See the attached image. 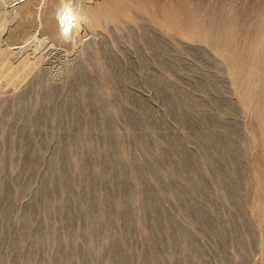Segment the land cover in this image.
<instances>
[{
	"label": "bare ground",
	"instance_id": "6f19581e",
	"mask_svg": "<svg viewBox=\"0 0 264 264\" xmlns=\"http://www.w3.org/2000/svg\"><path fill=\"white\" fill-rule=\"evenodd\" d=\"M11 1H20V0H0V5L3 4L4 2H11ZM168 1L167 0H25L21 3H19L14 8V11L12 14L13 18H14V20H13L14 23L11 25V27L14 28V30L21 27V29H20L21 33L18 32L19 30L17 31L18 33L13 32L14 30H12V31L10 30L11 32L10 31L6 32L5 33L6 36H5V34L3 32L4 30L1 28V26L5 24V21L2 19V21L4 22V23H2V21L0 20L2 23L0 25V28L2 29V30L0 29V40H3V38H5L8 41V44H5V48L0 49V60H1V56L3 58L2 53L5 55H8V57H10L13 54L16 55V54H19L21 51H23V49L26 47V45L25 44L21 45L22 42L14 43V41H16L18 38H22L23 40L31 39L30 33H31L32 26L37 28L38 30H40L44 35H46V37H48V39L52 43L54 42L55 44L59 45L64 50L69 49V51L73 50V49H71L72 47L75 46V45L73 46V44L80 43L79 44V46H80L82 44L81 43L82 38L86 34L89 35V33L95 34L98 31V32L104 34L105 37H107L109 40L108 34H112L114 37L115 35H118V33L122 30L128 29L129 32L130 31L132 32L133 30L138 32L137 27H143L146 32H148V30H150V31L152 30L151 32H153V30L158 31L157 34L159 35L161 33V35H160L161 37H162V34H164V32L168 33L167 36L169 35V32H170L173 35V38H175V40H177V42L180 45H182V47L184 46L186 49H188V48L195 49V50H197V52L202 53V54L203 53L206 54L207 52L211 53V54H209V56L212 55L214 59L218 57L217 59L220 60V63L223 67V70L221 68H219V69L221 71H223L224 74L226 75V78L224 80V82H225L224 88H225V91L228 93L229 96L226 95V97H228V98H226L223 94V98L224 97L226 98V100H225V114L226 115L228 114V116H230V117L226 118V116H225V118L222 117V119H221V116L217 115L216 118L218 117V119L212 118V120H211L212 125L215 126V125L220 124L219 128H221V126H222L226 132H225V134H223V133L217 134V132L214 131V132H209V133L205 134V136L201 133L204 136L202 139H204L205 143H207L206 147L209 146L210 148L215 150V152L218 156V157H215V159L217 158L216 160L218 162V163L217 162L215 163L216 164L215 172L217 173L215 175H217V180H218L217 186L221 187L222 190L224 191V193H222L223 195H220V197L222 199H224V201L226 200L225 202H227V201L230 202L235 207V209L237 208L238 210H240L241 212H238V213L241 214V216L243 217L244 222H245V225H244V227H246L245 228V236H244L245 238L241 237L240 234L238 233L239 236H237V235H236L237 237L235 236L236 241L233 239L236 242V246L238 249V250L237 249L236 250L239 251L240 255H242V254L245 255L244 251H245L246 243L252 241V243L255 244V248H256L257 253H258V256H257L258 258L255 259V260L258 259L257 264H264V3L259 7L257 12L255 13V17H253L254 16V14H253V16L251 18L252 20L251 21L247 20L249 22L248 26L249 25L252 26L250 28L251 29L254 28L253 29L254 31L250 29V31H253V33L249 37H247L249 34L248 35L244 34V35H247L246 36L247 39L244 38L245 40L241 44L238 40H236V36H237V34H239L238 33L239 26L242 24L239 21H237L238 20L237 17L240 16V14H241L240 12H238L239 10L237 11V8H238L237 6L239 5L242 8V10H241L242 14L245 11H244V8L240 5L239 1H238L239 4H237V0H227L226 2H224L221 5L217 6V4H216V7L213 6L215 4V1L214 2L212 1L214 4L211 3V8L210 9L208 8L209 10L205 9L209 6V4L208 5L206 4L207 7L205 6V8L201 7V8H203L202 12L205 10H208L206 15L201 12V10L199 8L200 6L198 7L197 6L198 4L197 5L195 4V3H197L196 1L173 0L174 3H173V1L172 2L170 1L171 3L170 2L168 3ZM220 1H221V3L223 2L222 0H220ZM244 1H246V0H244ZM217 2H219V1L217 0ZM218 4H220V3H218ZM208 13H211V14H208ZM241 26H244V24ZM3 28H4V26H3ZM135 28L137 30H135ZM240 29H242V27H240ZM144 30H143V32H144ZM125 31H122V32L124 33ZM250 31H248V32H250ZM146 32H145V34H146ZM153 33H155V32H153ZM241 33L242 32L240 31V34ZM138 34H139V32H138ZM157 34L155 33V35H157ZM240 34H239V36H240ZM161 37H159V38H161ZM90 38H91V35H90ZM156 38H158V37H156ZM171 38L172 37H170L169 38L170 40L168 39L169 41H166V42H170L172 40L173 43L176 44L174 42V40ZM239 38H241V37H239ZM165 39H166V37H165ZM91 40H92V38H91ZM151 40L154 41V39H151ZM151 40H150V42H152ZM241 40H243V39L241 38ZM157 41H159V40H157ZM237 41L241 45L236 43ZM73 42H76V43H73ZM161 42H163V41H161ZM92 43H94V42H92ZM110 43H111V41H110ZM203 44H207L210 48H206ZM236 44L238 46H236ZM3 46H4V44H3ZM83 46H87V45L84 44ZM92 46H94V48L96 47L94 44L91 45V47L90 46H87V47H90L91 49H93ZM112 46H113V44H112ZM121 47H122V45H121ZM128 47H130V46H128ZM162 47H164V46H162ZM85 48L86 47H84V50H87ZM105 48H107V47H105ZM77 49L78 48H76V50ZM107 49H104V52H102V55H100L101 52L98 49L100 52L99 54H97L98 56L95 54L96 56L90 55L88 57L85 53V55L87 57H83L80 54L81 57L77 59L78 63H77L76 69H75V73L73 72V74H71V76L75 74V77L72 76V77H74L73 82H72V84L69 83V85H71V87L69 85L68 86L70 88H74L75 82L77 81L76 84L79 85L78 89H80V86L82 83L81 81L85 80V81H87V83H90V81H88V80L91 77H94L97 74L99 75V73H97L98 72L97 70L100 69L99 67H97L99 62L101 63V62L105 61L108 63L111 62L110 63L111 65L115 64L114 62H116V61L114 60L113 56L110 54V53H112V50L109 53V51ZM167 49H165V50H167ZM88 50H89V48H88ZM163 50H162V52H163ZM177 50H178V46H177ZM78 51H80V50L78 49ZM78 51H76V53ZM101 51H102V49H101ZM157 51L160 52L159 50H157ZM180 51H181V49H180ZM81 52L82 51H80V53ZM174 52H175V50H174ZM88 54H90V53H88ZM41 55L42 54L39 55L38 53L35 54V53L29 52L24 57H22L20 60H18V62H12L8 58H7L9 60V61L7 60L8 62L6 61V58L4 61L5 63L3 61L2 62L0 61L2 63V64H0V66H1L0 67V80L2 81V82L0 81V85L2 87H4L5 89H7V88L10 89L11 91H14V89L15 90L21 89V88H18V89H16V88H17V86L22 84L24 77L29 75V78H30L31 76L29 73L32 70H34L35 68L39 67L40 63L43 62V57ZM176 56H177V54H176ZM162 57H163V55H162ZM193 57H195V56H193ZM178 58H180V57H177V59ZM163 62H166V60ZM209 62H210V60H209ZM118 63H120V62H118ZM174 63L175 62H173L172 64H174ZM217 63H218V61H217ZM220 63H219V65H220ZM91 64L94 65L93 68L97 67L98 69H96L97 74L90 77V73H91V75L93 73V71L89 73V71H90L89 66ZM157 64H158V62H157ZM191 65L192 64H190V66ZM101 66H103L102 63H101ZM108 66H109V64H108ZM118 66H120V65L118 64ZM161 66H162V64H161ZM172 67L174 68V66H172ZM172 67H170V68H172ZM175 67L179 68V69L182 68V67H180V64H176ZM217 67H221V66H217ZM66 68H68V67L64 66V71ZM187 69L189 70V68H187ZM73 70H74V67H73ZM109 70H108V73L110 71H112V69L110 71ZM115 70L116 69H114L113 72H115ZM99 71H101V69ZM104 72H105V70H104ZM223 72H221V73H223ZM70 73L71 72H69V76H70ZM176 73H177V70H176ZM115 74L118 75L117 72ZM163 74L165 75V73H163ZM35 75H36V73H35ZM35 75H34V77H35ZM202 75H203V73H202ZM219 75L221 76V74H219ZM107 76H108V74H107ZM184 76H187V75H184ZM112 77H114V74ZM222 77H224V75ZM99 78L101 79V77H99ZM118 78H121V75ZM153 78H155V77H153ZM94 79H95V77H94ZM220 79H221V77H220ZM95 81H96V79H95ZM205 81H206V78H205ZM220 81H223V78ZM91 82H93V81H91ZM113 82L114 81H110L109 83H110V85L112 84L113 86H115V84H113ZM120 82H122V80ZM171 82H172V80H171ZM24 83H26V82H23V84ZM82 84H86V83L83 82ZM103 84L105 86V82H103ZM213 84H215V88H217V89L221 86V85L220 86L218 85V82L213 83ZM213 84H212V86H213ZM26 85H27V83H26ZM100 85L97 83H92L91 86L89 85L91 87V89L88 88L90 90V95L89 94L85 95V92H84L85 90L84 91L81 90V91H83V93L80 94V97H79L80 100L76 99V95H75L76 100L73 101L70 98L71 101H73V102H71L72 103L71 106L73 108H75V112L77 110L76 113L78 115L83 117L84 122L87 124L86 126L90 128V131H89V133H86V131H84V129L86 127L85 125L82 127L79 126L80 128L78 127V129H76L77 131L75 130L76 133L73 132V134L72 133L70 134L69 132L64 131L67 133L66 138H64V139H66L65 143L64 144L62 143V146H59L60 145V143H59V145H58L59 148H57L55 150V153L50 160V164L48 165L49 166V169H47L48 172L46 175H44L45 179L43 180V183L41 182L42 184L40 183L41 187L39 188V190L38 189L36 190L37 192L35 194V197H36L37 204H40L39 206H41L42 211L44 210V213H45V211H48L51 208L50 203L52 204L51 200L53 199L52 198L53 197L52 196L53 190L56 187H58V188L61 187L62 188L61 191L63 190V192L67 196L69 203H72V206H74L75 214H76V212L82 213V215H84V217L87 218L86 221H88L87 226L85 225L86 223H84V225L86 226L84 228V233H85L84 236L86 237L85 238L86 239L85 241H87V249L86 250H88L89 256L85 257V261L83 264H96L97 260L100 257H102L101 251L98 248V245H100V244H98V242H99V240H101L100 232L103 230H109V235H110L108 237L110 245L107 244L108 242L106 243V245L110 246L109 247L110 251L106 257L107 258L106 259L107 264H127V262H129L128 261L129 256L127 254V251L125 250L124 245L126 243V246L128 247L129 242L127 244V241L129 239V235H131V233L134 231L135 232L137 230L139 231L140 227H141V225H139V220L136 219L137 217H134L133 215H132L133 216L132 217L130 215L131 214L130 212H132L130 210L131 209L130 207L132 204H134L133 200H134L135 196H137V194L135 195V193L138 191L139 193L142 194L143 200L140 198V201L142 200V207L145 210V212L148 213V215H149L148 217H150V220H151L149 227L147 226L148 228L146 230L147 234H146L145 238H147V236H148V238L146 239V240H148L146 247H149V250H148L147 255L145 254L146 257L145 256L143 257L144 262L146 261L147 264H151V263L152 264H163V261L165 258L167 259V257L175 256V258H173V259H176V262H174V264H200V262H202V258H203V260L205 258V257H203L204 251H202V249H201V248H203V246L201 245L202 247H200V245L197 242L198 239L196 240V238L192 234L193 232H191V230L184 228L179 224L180 222L177 221V217H176V216L179 217V215L175 214L176 215L175 216L174 213H171L168 209H166L163 206L162 201H163L164 197L162 196L161 191L164 188L165 192L168 194L167 196H165V198L170 196L171 197V198L169 197L170 199L173 198V199H175V201L177 199L181 203V206L183 207V209L181 207L182 214L185 216H188V214L191 213L193 208L195 209V207H197V206H193L194 200L196 199L195 196L197 197L199 194L202 193V190H203L202 187L204 184L202 183L203 179L200 180V177L202 178L203 176H200V175L202 173L204 174V172H203L204 170H202V173L200 174L201 170H200L198 164L195 162L194 157L192 158L193 155L190 156L181 150L182 148L180 147V144L178 142L179 139L174 137L173 140H170V138H169V140L172 141V143H171L172 146H171V148H169L170 149L169 153L172 151L173 153L179 155L178 160H172V159H170L171 158L170 154L166 153L165 151L162 150L164 146L160 149L159 144L157 145L155 143L156 142L155 140L151 139L152 141H154V143H147L146 142L147 140L139 137L138 140L136 139L137 141H135V140L134 141L136 142V144H138L140 146L141 151L144 155L145 161L140 162V163L135 162V163H132V165H131L133 168L132 173L134 174V178H135V180H132V181H136V183H137L136 185H138L139 188L136 189L137 186L135 187L134 182H131V183H134V186H133V184L132 185L129 184V182L127 181V179H129V178H128V176H126V172H125L126 164L129 163V161L127 163V160H128L127 154L129 153V151L127 152V149L129 147H127V148H124V146L120 147L121 146L120 140L118 139V135L115 132L114 126H113V121L115 119L113 117V119H114L113 120L112 116L115 115V112H112V113H114L112 116L110 114L111 98L109 96V93L107 92V89H105L104 86L102 87ZM23 86H25V85H23ZM27 86H29V85H27ZM52 86H55V84ZM115 87H113L114 90H115ZM156 87H157V90H159L161 92L162 91L165 92L167 86L164 87L162 82L160 83L157 81ZM75 88H77V87H75ZM26 89H27V87H26ZM170 89H171V92L174 90L173 87H170L167 90L169 91ZM89 90H88V92H89ZM159 91H157V92H159ZM21 93H23V92L21 91ZM10 94L12 97V94H14V93L11 92ZM29 94L30 93H28L27 95H29ZM49 94L52 95V93H49ZM170 95H171V93H170ZM17 96H15V97H17ZM19 96H20V94H19ZM45 96H46V93H45ZM47 96H48V94H47ZM72 96H74V95H72ZM191 97H189V95L187 96L186 94L183 93L181 95H176L175 98L173 97L174 99L167 100V102H168L170 110L172 111V113L177 114V116L179 117V120L181 119L182 121H184V120L187 121V119H189V121H192V123H193V120H192L193 117H190L191 116L190 114H186L187 112L185 110V108L188 107L189 105L191 106V109H192V106H194V104H195L194 100H192ZM22 98H21L22 102L20 101V99L18 100V98L17 99L15 98L13 100V102H11V103L17 102V104H16L17 107L15 106L16 109L23 107V103H24L23 100L24 99L22 100ZM27 98H30V97L28 96ZM48 98L50 99L51 97L49 96ZM34 100H36V99H34ZM65 100H66V97H65ZM116 100H115V102H116ZM121 100H122V98H121ZM45 101L48 102V99H46ZM45 101H44V103H45ZM49 101L51 102V100H49ZM195 101H197V100H195ZM47 102H46V104H48ZM52 102L54 103V102H56V100L52 101ZM30 103H28V104L30 105ZM218 103H220V102H218ZM32 104H34V103H32ZM29 105L26 109L24 106V111H26L27 113L29 112V109H31V107ZM55 105H53V108ZM67 106H68V104H67ZM71 106H69L70 107L69 110H71V108H72ZM15 107H13V108H15ZM36 107H35V109H36ZM46 107H47V105H46ZM50 107L52 108V103H51ZM58 107H57V111H58ZM217 107H219V106L217 105ZM44 109L42 108L41 110L44 111ZM194 109H195V106H194ZM14 110L15 109H13L12 112H14ZM32 110H31V112L33 113L34 111H32ZM112 111H114V110H112ZM144 112H143V114H144ZM184 112H186V113H184ZM222 112H224V110ZM32 113H30V114H32ZM43 113L45 114V111L42 112V114ZM137 113H138V110H137ZM59 114H61L62 116H65V110L64 109L61 110V113H59ZM208 114H205V115L208 116ZM26 115L28 116V114H26ZM69 115L70 114H68L67 116L69 117ZM231 115L237 116L238 119L232 118ZM33 116H32V118H33ZM35 116H36V114H35ZM39 116H38V118H39ZM56 116H58V115H56ZM30 117H29V120H30ZM45 117L48 118L47 116H45ZM79 117H78V119H79ZM122 117L126 120L127 123L130 124L129 126H131V125L133 126L135 124L136 125L138 124V125L145 127L147 125V121H148V120H146L148 118V116L146 117V115H145V117H146L145 120L144 119H142V120L138 119L137 117L135 118L134 116L132 117V116L128 115L126 112L122 113ZM219 117H220V119H219ZM56 118H58V117H56ZM194 118H195V116H194ZM23 119L25 121V117ZM35 120L38 121V119H35ZM39 120H42V119H39ZM44 120H46V119H43V121ZM60 120H59V122H60ZM19 121H20V118H19ZM39 122H38V128L39 129L37 127H35L38 130H40V128L42 127V125H41L42 123L40 124ZM59 122L57 124H59ZM62 122H64V121H62ZM29 123L33 125V122H29ZM43 123L46 124L47 122L44 121ZM0 124H2V123H0ZM149 124L150 123H148V126H149ZM21 125H24V124L21 123ZM80 125H82V124H80ZM138 125H137V127H138ZM187 125L189 126V124H187ZM61 126H62V123H61ZM58 127H59V125H58ZM25 128H26V126H25ZM25 128L23 129L21 127V132L18 131L20 133V135H22V137H23V134L26 133ZM66 128H68V127H66ZM66 128L62 127V131H59V132H63V129H66ZM70 128H73V130H74V127H70ZM151 128H152L151 131H153V132L157 131L158 127H157L156 122L151 123ZM30 130H31V128H30ZM66 130H69V129H66ZM47 131H48V129H47ZM43 132L45 133L46 130H44ZM165 133H164V135H165ZM1 134H2V132H1ZM7 136H9V135H7ZM7 136H4V137H7ZM7 138H10V139H8L9 141L14 140V138H12V136L7 137ZM119 138H120V136H119ZM19 139H21V137ZM56 139H58V138H56ZM126 139H129V138H126ZM25 140H26V138H25ZM30 140H31V138H30ZM61 140H63V139L61 138ZM61 140H59V141H61ZM39 141H40V139H39ZM21 142H24V141H21ZM128 142H129V140H128ZM30 143L31 142H29L28 144H30ZM121 143H122V141H121ZM28 144L25 145L26 146V152H27L26 154L29 157L28 161L33 160V159H37L39 154L37 153L36 150H38L40 147L35 150V148L33 146L28 145ZM122 145H123V143H122ZM20 148H21V146H20ZM101 148H102V150L104 149V151H105L104 156H106V162L105 161H104L105 163L102 162L105 165L104 167H102L103 165L100 166L102 163L99 164V162H98L99 160L97 161L99 166H96L95 162H94V160L96 158V157L94 158V155H96L98 153V152L96 153V151L98 149L101 150ZM207 149L209 150V148H207ZM2 152H3V150H2ZM41 152H43V151H41ZM72 152H74V154ZM73 156H75L76 158H73ZM5 158H7V157H5ZM61 161L63 162V167H65L64 164L65 165L66 164H69V165L73 164L72 167H74L75 171L73 170V168H72V170L74 172H77V174H78L77 175V185L79 187V190L81 189L80 191H82L81 197H79L80 195L77 196L73 193V191H74L73 190V186H74L73 183L75 184V182H73L75 180L74 178H73L74 179L73 180V179H71L72 177L70 178V176H68V175L64 176V175H60L59 173H56L57 171H56V167H55L56 165L55 164H57L58 162H61ZM161 162H163L164 164L167 165L168 171L166 169H165L166 171H162L159 169L158 166H160ZM221 162H222V164H223V162H225L226 164H229L231 166V169L227 170L228 168L225 169V167H223V165L220 166ZM199 164H201V163H199ZM211 164H213V163H211ZM3 165L0 166V168H2V170H4ZM71 165H70V167H71ZM171 169L175 170L176 172H180V174H182V172H185L189 175L188 187L178 185L177 183H174L173 181L169 180L168 174L170 175ZM66 170H67V168H66ZM68 170H69V168H68ZM212 170H214V169H212ZM7 171H8V169H7ZM30 171H33V170H30ZM58 172H59V170H58ZM219 173H220V175H222L221 177H219V175H218ZM1 174H2V177L0 178V195H1V197L4 198V199L2 198L4 201H3V204L1 205L2 207L0 208V221L6 225V230L5 229L4 230L7 233L6 234L4 233V234L8 235V237H9L10 233H14L11 231H13L14 229L12 230V228L15 227L14 220H13L14 218L12 217V215H13L12 214V209H13L12 208V203H13L12 201L14 200L13 199L14 195H12V193H11L12 189H10V186H8L11 183L8 181H12V180H9L10 179L8 177L9 174L8 173H7L8 175L5 174V171ZM68 174H69V172H68ZM70 175H72V174H70ZM110 175H112V177H109ZM170 179H171V177H170ZM176 180H178V179H176ZM180 180L182 181V178ZM211 183H213V182H211ZM76 188L77 187H75V189ZM208 188H209V186H208ZM217 189L219 190V188H217ZM204 190H205V188H204ZM206 193H207V191H206ZM59 194H61V193H59ZM77 194H81V192L77 193ZM205 195L201 196V197H203V198H201L202 203L205 204L206 206H210L212 201H214V200L211 201L212 198L210 196L212 194L211 195L205 194ZM215 196H217V195H215ZM172 202H173V200H172ZM64 203H66V202H64ZM199 203H201V202H199ZM215 203H217V202H215ZM231 204H229V205H231ZM56 205H58V204H56ZM195 205H199L198 201L197 202L195 201ZM120 206L121 207L123 206V208H121L123 210V211L121 210L122 212H119ZM136 206H137V204H136ZM211 206H212V204H211ZM199 207H201V206H199ZM207 208L208 207H206V209ZM31 209H32V207H31ZM52 209H53V207H52ZM68 209H69V207H68ZM207 211H204V213ZM217 211H218V209H217ZM27 212H29V211H27ZM179 212L177 214H179ZM193 212H197V211H193ZM215 212H214V214H215ZM33 213H34V211H33ZM46 213H48V212H46ZM79 213L77 215H79ZM137 213H136V215H137ZM146 213H144V214H146ZM72 214H73V212H70L68 215L70 216ZM180 214H181V212H180ZM197 214L199 215V213H197ZM212 214H211L212 218L211 219L209 218V221L203 213H202V215H199V216L196 215V216L192 217V219H190V220L188 219L190 217H188L187 219L189 221L188 220L187 221L189 222V225L191 224V225H195V226L197 225L198 226V224L199 225L201 224L202 227L206 228V229L211 227V231L216 234L218 232V228H216V225H215V223H216L215 221L217 218L215 217L216 219H215V221H214L215 223H214L212 220L214 218V216ZM30 215H32V214H30ZM30 215H29V213H27V214H25V217L23 216L24 222H22V223L24 226L31 223V220L29 221V219L33 218V217L32 216L30 217ZM183 215H180V216H183ZM192 215H194V213ZM234 216H236V215H234ZM23 217L21 219H23ZM74 219H76V217ZM239 220H238V222H239ZM67 221H69V219ZM42 222H43V220H42ZM49 222H51V221H49ZM183 222H185V221H183ZM47 224H49V223H47ZM142 224H145V223H142ZM23 225H22V228H23ZM239 225H241V224H239ZM40 226H37L38 228H36L37 230H36V232H34V236L32 239L33 241H30V242H32V244L29 247V252L27 255V257L30 261L35 256H37L36 253L39 250L38 249L39 244L42 243L41 241H43L42 240L43 238L41 236L44 233H48V228H51L48 226V228L46 229V228H42V226L41 227ZM45 226H47V225H45ZM1 227H2V225H1ZM4 227L5 226H3V228ZM186 227H189V226H186ZM241 227L242 226H240L239 228H241ZM19 228H21V227H19ZM234 228H235V225H234ZM236 228L238 230V227H236ZM16 229H17V227H16ZM144 229H146V228H144ZM144 229H142V230L144 231ZM17 230H19V229H17ZM27 230L25 232H28ZM29 230H31V229H29ZM142 230H141V232H142ZM240 230L242 231V229H240ZM240 230H239V232H241ZM75 231H77V230H75ZM23 232H24V230H23ZM106 232H105V234H106ZM146 232L144 231V233H146ZM212 232H210V233H212ZM214 233H212V234H214ZM73 235H75V233ZM135 235L136 234H134L132 236H135ZM140 235H143V233H141ZM76 236H77V234H76ZM79 236H81V235H79ZM18 237H20V236H18ZM47 237H49V236H47ZM137 238H138V235H137ZM48 240L45 239V241H48ZM53 240L55 241V239H53ZM46 243H48V242H46ZM56 243H57V245L55 246L56 247V251H55L56 254H54L55 258L54 257H51V258L54 259V261L52 260L53 264H63L62 263L63 262V256H64L66 251L67 252L70 251V250L69 251L67 250L68 248H73V249L75 248V247H73V244H72L74 242H72V243L68 242V244H72V246L68 245L67 242H62V241L61 242L57 241ZM102 243H104V242H102ZM17 245L18 244H16L15 242H12V241L9 243L10 253H9V251H8V253H9V255L11 254L10 256L12 258H8L9 257V255H8V257H7L8 260L7 259L4 260L6 258V256H4L5 258L4 257L2 258V256H1L0 257V264H23L19 261L18 258H16V252H17V249H19ZM74 245H76V244L74 243ZM81 245H82V243H81ZM51 246H52V244H51ZM127 247H126V249H127ZM133 247H134V245H133ZM86 250H85V252H86ZM74 251H75V249H74ZM145 251L147 252V250H145ZM189 251L193 252V254H194L193 257L189 256V254H188ZM67 252H66V254H67ZM81 252H84L83 249ZM88 252H86V253H88ZM128 252H130V251H128ZM146 252H144V253H146ZM6 254H7V251H6ZM74 254H75V252H74ZM78 255H79V253H78ZM130 255H131V253H130ZM236 255H237V253H236ZM72 256H73V252H72ZM18 257H19V255H18ZM20 257H21V254H20ZM37 257H39V256H37ZM42 257H43V255H42ZM80 257H82V255ZM132 257L134 258L135 256L133 255ZM225 257H227V255ZM64 258H65V256H64ZM242 258H244V257H242ZM135 259H138V258H135ZM25 260H27V259H25ZM44 260H46L45 257H44ZM82 260H84V259H82ZM103 260L105 261V259H103ZM148 260L150 261V263H148L149 262ZM230 260H231V258H230ZM48 261H49V259H48ZM72 261L74 262V260H72ZM229 262H231V261H229ZM28 263H29V261L26 262L25 264H28ZM76 263L78 264L79 262L77 261ZM146 263H144V264H146ZM102 264H106V263H102Z\"/></svg>",
	"mask_w": 264,
	"mask_h": 264
},
{
	"label": "rangeland",
	"instance_id": "374dc122",
	"mask_svg": "<svg viewBox=\"0 0 264 264\" xmlns=\"http://www.w3.org/2000/svg\"><path fill=\"white\" fill-rule=\"evenodd\" d=\"M25 0H20V1H11V2H4L3 4L0 5V20L2 21V19L5 21V24L1 26V28L4 30V34L6 32H9L10 30H14V28L11 27V25L14 23L13 20V11H14V8L21 2H23ZM168 1V0H167ZM172 2L173 0H169V2ZM192 1H196L197 3H195L201 10L202 12V9L205 8V6L207 7V5L209 4V6L205 9H210L211 8V3L214 4L213 2L215 1V4L213 6L216 7V4L217 6L218 5H221L223 4L224 2H226L227 0H222L223 2L221 3L220 0H218L219 2H217V0H192ZM209 1V2H208ZM213 1V2H212ZM238 1L240 2V5L244 8V15L242 14L241 10L242 8L238 5L237 7V11L240 12V16H238V20L240 23H242L241 25L244 24V26H239V31L238 33L240 34V31L243 33L240 34H237L236 36V40H238L241 44L242 42H244V38L247 39V37H249L252 33H253V29H251L250 27L252 26H248L249 24V20L251 21L252 19V16L254 14L253 17H255V13L257 12V10L259 9V7L264 3V0H237V4ZM170 2V3H171ZM201 2V3H200ZM217 2V3H216ZM246 2V3H245ZM8 3V4H7ZM174 3V1H173ZM200 3V4H199ZM220 3V4H218ZM244 3V4H243ZM207 4V5H206ZM6 5V6H5ZM202 5V6H201ZM244 5V6H243ZM3 6V7H2ZM212 6V7H213ZM203 7V8H201ZM257 8V9H256ZM204 9V10H205ZM208 9V10H209ZM208 10H205L203 11L202 13H204L205 15L207 14ZM206 12V13H205ZM254 12V13H253ZM203 14V15H204ZM208 14H211V13H208ZM204 15V16H205ZM242 15V16H241ZM246 15V16H245ZM240 17V18H239ZM245 19H244V18ZM236 18V19H237ZM243 18V19H242ZM244 20V21H243ZM248 20V21H247ZM0 21V25L2 23H4L2 21L1 23ZM4 26V28H3ZM240 27H242V29H240ZM0 28V29H1ZM12 28V29H11ZM138 30L135 28V30H137L139 32H136V31H130L128 29H125V30H122V31H125L124 33L122 31H120L118 33V35H115L113 37L112 34H108V37H109V40L107 37H105L104 34L100 33V32H96L95 34L93 33H89V35H85L83 38H82V44H86L87 46H90L91 45H95L96 47L94 48V46H92V48L94 49H91L90 47H87V46H83L82 44L79 46L80 43H76V42H73V43H76V44H73L74 47H72L71 49L73 50H64L63 48H61L59 45L55 44L54 42L52 43L48 37H46V35H44L40 30H38L37 28L33 27L31 28V33H30V36H31V39L29 40H23L22 38H18L16 41H14V43H18V42H22V44H25L26 47L23 49V51H21L19 54H13L11 55L10 57H8V55H5L2 53L3 55V58L1 56V62L5 61V58H6V61L8 59H10V61L12 62H18V60H20L22 57H24L27 53H35V54H42L41 56L43 57V62L40 63L39 67L35 68L34 70H32L29 74H30V78H29V75L25 76L24 79H23V82H26L23 84H20L19 86H17L16 89L18 88H21V89H18V90H15L14 91H11L10 89H5L4 87H2L0 85V151L3 152L1 153L0 152V161L4 164H2L0 162L1 165H3L4 167V170H2V168H0V178L2 177V174L4 171H5V174L8 175V177L10 178L9 180H12V181H8V182H11L8 186H10V189L11 190V193L13 196V203H12V217L14 218V224H15V227L12 228L13 231L11 232H14V233H10L9 237L8 235H5L7 232H5L6 230V225L0 221V227L2 225V227L0 228V257L2 256V258L4 256H6V258L4 260L7 259L9 253H10V249H9V243L12 241V242H15L16 244H18V248L17 249V252H16V258L19 259V261L23 264H25L26 262L29 261L28 264H53V261L54 259L51 258V257H54L55 258V255L56 254V245H57V241H62V242H68L69 243H72L74 242L76 245L73 244V247H75V251L73 248H68L67 250L69 252H65L64 256H63V264H75L77 261L79 262L78 264H83L84 261H85V257H88L89 256V252L87 249V241H85L86 237L84 236L85 233H84V228L87 226L88 224V221L86 217H84V215H82V213H79V212H76L75 214V208L74 206H72V203H69L68 199H67V196L65 195V193L63 192V190L61 191V187H56L54 190H53V199L51 200L52 204L50 203V209L48 211H45L44 213V210L42 211V208L41 206H39L40 204H37V201H36V197H35V194H36V190L41 187L40 185L43 183V180L45 179L44 175L47 174L48 170L49 169V164H50V160L51 158L53 157L54 153H55V150L57 148H59V146H62V143L64 144L65 143V140L64 138H66V135L67 133L66 132H69L70 134L73 132L76 133V129H78V127H82V126H86L87 124L84 122V119L82 116L78 115L76 112H75V108H73L71 106V102H73L74 100L78 99L80 100V94L83 93V91L85 92V95H90V90L91 89V84L92 83H97V84H101L100 86H104L103 82H105V86L104 88L107 89V92L109 93V96L111 98V106H110V114L111 116L114 114L112 112H115V115L112 116V119L114 117V121H113V126H114V130L115 132L117 133L118 135V139L120 140V147H123L124 148H127V152L129 151V153L127 154L128 157H127V163L129 161L128 164H126V168H125V172H126V176H128L129 179H127V181L129 182V184H133L134 186V183H135V187L137 186L136 189H138V185H136V181H132V180H135L134 178V174L132 173L133 172V168H132V163H135V162H144L145 159H144V155L141 151V148L138 144H136L135 141H137L140 138H143L145 140H147L146 142L147 143H154V141L152 140H155L156 144L158 145L159 144V148L161 149L163 146V151H165L166 153H169L171 146H172V141L170 140H173V138H177L179 139L178 142L180 144V147L182 148L181 150L192 156V158L194 157V160L195 162L198 164L201 172L200 174L202 173V170H204V174L202 173L200 176H203L202 178L200 177V180L203 179V187H202V193L199 194L197 197L195 196V200H194V205L193 206H197L195 207V209L193 208V210L191 211V213L194 215H192L191 213L188 214V216H185L182 214V209L183 207L181 206V203L176 199H170L171 197L168 196L167 198H165V196H167L168 194L165 192V189L163 188L162 191H161V194L162 196L164 197L162 203H163V206L168 209L171 213H174V215H179L176 216L177 217V221H179L180 225L184 228H187L189 230H191V232H193L192 234L195 236L196 240L198 239V244L200 245V247L203 246L202 251H204V260L202 258V262H200V264H257V260H255L256 258H258V253H257V250L255 248V244L252 243V241L250 242H247L246 243V247H245V251H244V254L245 255H240L239 251H237V246H236V237L239 236L238 233L240 234L241 237H244L245 236V228L244 225H245V222H244V219L243 217L241 216L240 213L238 212H241L240 210H238L237 208L235 209V207L230 203V202H225L224 199H222L220 197V195H223L222 193H224V191L222 190L221 187L217 186L218 185V180H217V174L215 172L216 170V162H217V158L215 159V157H218L215 150H213L212 148H210L209 146H207V143H205L204 139H202L205 134L209 133V132H214L216 131L217 134H225V130L223 129V127L221 126V128H219L220 124L218 125H215L213 126L212 123H211V120L212 118L213 119H218V117L216 118V116H221V119L222 117L226 118L230 117L228 116V114L226 115L225 114V100L226 98V95H228V93L225 91V78H226V75L224 74L223 71H221L219 68H221L223 70V67L220 63V60L217 59V58H213L212 55L209 56V54L211 53H199L197 52V50L195 49H186L184 46L182 47V45H180L177 40H175V38H173V35L169 32V35L167 36L168 33L164 32V34H162V37L160 36L161 33L158 35V31H154L157 35H155V33L151 32L150 30H148V32H146L144 30L143 27H137ZM248 28V29H247ZM1 29V30H2ZM20 29L21 27H19L18 29L14 30L13 32H20ZM140 29V30H139ZM144 32H143V30ZM253 30V31H250ZM10 31V32H11ZM250 31V32H248ZM17 32V33H18ZM146 32V34H145ZM245 32V33H244ZM121 33V34H120ZM127 35H126V34ZM133 33V34H132ZM100 34V35H99ZM132 34V35H131ZM138 34V35H137ZM151 34V35H150ZM172 36H171V35ZM244 34H249L248 36L247 35H244ZM90 35H91V38H90ZM96 37H95V36ZM103 37H102V36ZM112 35V36H111ZM6 36V34H5ZM89 36V37H88ZM101 36V37H100ZM122 36V37H121ZM145 36V37H144ZM247 36V37H246ZM88 37V38H87ZM117 37V38H116ZM126 37V38H125ZM129 39H128V38ZM131 37V38H130ZM151 37V38H150ZM155 37V38H154ZM158 37V38H156ZM161 37V38H159ZM164 37V38H163ZM166 37V39H165ZM172 37L171 39L174 40V42L176 44L173 43V41L171 42H166V41H169L170 39L169 38ZM241 37L243 40H241ZM103 38V39H102ZM124 38V39H123ZM163 38V39H162ZM98 39V40H97ZM105 39V40H104ZM108 41H107V40ZM117 39V40H116ZM122 39V40H121ZM151 39H154L151 40ZM169 39V40H168ZM94 42V43H92ZM100 40V41H99ZM113 40V41H112ZM122 42H120V41ZM150 40L152 42H150ZM159 40V41H157ZM241 40V41H240ZM86 41V42H85ZM113 46H112V44ZM117 41V42H116ZM128 41V42H127ZM131 41V42H130ZM163 41V42H161ZM238 41L236 43H238ZM0 49H4L5 48V44H8V41L3 38V40H0ZM157 42V43H156ZM102 43V44H101ZM115 43V44H114ZM129 43V44H128ZM152 43V44H151ZM159 43V44H158ZM167 43V44H166ZM172 43V44H171ZM240 43H238L239 45H241ZM4 44V46H3ZM89 44V45H88ZM100 44V45H99ZM104 44V45H103ZM124 44V45H123ZM126 44V45H125ZM155 46H154V45ZM174 44V45H173ZM2 45V46H1ZM24 45V46H25ZM77 45V46H76ZM110 45V46H109ZM122 45V47H121ZM176 45V46H175ZM206 48H210L207 44H203ZM16 46V45H15ZM112 46V47H111ZM118 46V47H117ZM120 46V47H119ZM125 46V47H124ZM130 46V47H128ZM164 46V47H162ZM175 46V47H174ZM177 46H178V50H177ZM236 46H238L236 44ZM80 47V48H79ZM84 47H86L85 49L87 50H84ZM107 47V48H105ZM156 49H155V48ZM175 49H174V48ZM76 48H78L80 51H82L80 53V51H78V49L76 50ZM89 48V50H88ZM100 52H99V50ZM107 49L110 53V51L112 50V53H110L114 60L116 62H114L115 64L111 65L110 63L108 62H101L103 66H101V63L99 62V64L97 65V67H99L101 69V71H99L100 69H98L97 67L93 68L94 65H90L89 66V73L93 71L92 75L90 73V77L99 73V75L97 74L94 79V77H91L88 81H90V83H87V81H81L82 83H86V84H82L81 83V86H80V89L79 88V85L76 84L75 82V87L77 88H70L73 82V79L75 77V74L72 75L74 77L71 76V74H73V72L75 73V69H76V66H77V59L80 58V54L83 56V57H89L90 55L91 56H96L97 54L100 53V55H102V52H104V49ZM110 48V49H109ZM113 48V49H112ZM119 48V49H118ZM154 48V49H153ZM167 49V50H163V49ZM172 48V49H171ZM75 49V50H74ZM102 49V51H101ZM125 49V50H124ZM170 49V50H169ZM181 49V51H180ZM91 50V51H90ZM132 50V51H131ZM153 50V51H152ZM157 50H159L160 52H158ZM163 50V52H162ZM175 50V52H174ZM207 50V49H206ZM34 51V52H33ZM68 51V52H67ZM74 51V52H73ZM76 51H78L76 53ZM90 51V52H89ZM94 51V52H93ZM130 51V52H129ZM84 52V53H83ZM96 52V53H95ZM178 52V53H177ZM180 52V53H179ZM76 53V54H75ZM86 53V55H85ZM90 53V54H88ZM93 55H92V54ZM129 53V54H128ZM163 53V54H162ZM169 53V54H168ZM191 53V54H190ZM96 54V55H95ZM160 54V55H159ZM177 54V56H176ZM185 54V55H184ZM200 54V55H199ZM121 55V56H120ZM163 55V57H162ZM5 56V57H4ZM79 56V57H78ZM98 56V55H97ZM115 56V57H114ZM159 56V57H158ZM195 56V57H193ZM121 57V58H120ZM177 57H180L177 59ZM185 57V58H184ZM206 57V58H205ZM215 57V56H214ZM8 58V59H7ZM75 58V59H74ZM161 60H160V59ZM168 58V59H167ZM173 59V60H172ZM184 59V60H183ZM205 59V60H204ZM166 62H163L165 61ZM172 60V61H171ZM199 60V61H198ZM203 60V61H202ZM208 60V61H207ZM210 60V62H209ZM9 61V60H8ZM7 61V62H8ZM68 61V62H67ZM73 61V62H72ZM102 61V60H101ZM163 63H162V62ZM206 61V62H205ZM218 61V63H217ZM0 62V64H2ZM120 62V63H118ZM158 62V64H157ZM161 62V63H160ZM173 62H175L174 64H172ZM5 63V62H4ZM67 63V64H66ZM167 63V64H166ZM192 64L190 66V64ZM220 63V65H219ZM73 64V65H72ZM109 64V66H108ZM118 64L120 66H118ZM162 64V66H161ZM176 64H180V67L182 68H176ZM194 64V65H193ZM214 64V65H213ZM68 65V66H67ZM70 65V66H69ZM115 65V66H114ZM207 65V66H206ZM213 65V66H212ZM64 66L68 67L65 69L64 71ZM72 66V67H71ZM105 66V67H104ZM117 66V67H116ZM174 66V68L172 67ZM185 66V67H184ZM193 66V67H192ZM217 66H221V67H217ZM1 67V66H0ZM73 67H74V70H73ZM104 67V68H103ZM112 67V68H111ZM116 67V68H115ZM161 67V68H160ZM172 67V68H170ZM210 67V68H209ZM39 68V69H38ZM189 68V70L187 69ZM215 68V69H214ZM71 69V70H70ZM96 69H98L96 71ZM112 69V71H110L108 73V70ZM115 70V72H113ZM211 69V70H210ZM105 70V72H104ZM176 70H177V73H176ZM183 70V71H182ZM193 70V71H192ZM200 72H199V71ZM210 70V71H209ZM36 71V72H35ZM179 71V72H178ZM69 72L70 73V76H69ZM97 72V73H96ZM104 72V73H103ZM107 72V73H106ZM112 72V73H111ZM118 73L115 74V73ZM192 72V73H191ZM223 72V73H221ZM36 73V75H35ZM67 73V74H66ZM165 73V75L163 74ZM203 73V75H202ZM207 73V74H206ZM33 74V75H32ZM108 74V76H107ZM114 74V77H112ZM192 76H191V75ZM221 74V76L219 75ZM35 75V77H34ZM121 75V78H118L119 76ZM169 75V76H168ZM184 75H187V76H184ZM224 75V77H222ZM98 76V77H97ZM107 76V77H106ZM116 76V77H115ZM163 76V77H162ZM194 76V77H193ZM27 77V78H26ZM101 77V79L99 78ZM110 79H109V78ZM155 77V78H153ZM167 77V78H166ZM187 77V78H186ZM190 77V78H189ZM221 77V79H220ZM99 78V79H98ZM116 78V79H115ZM118 78V79H117ZM162 78V79H161ZM164 78V79H163ZM205 78H206V81H205ZM223 78V81H220L222 80ZM115 79V80H114ZM120 79V80H119ZM124 79V80H123ZM174 79V80H173ZM193 81H192V80ZM198 79V80H197ZM209 79V80H208ZM104 80V81H103ZM107 82H106V81ZM122 80V82H120ZM151 80V81H150ZM166 80V81H165ZM172 80V82H171ZM200 80V81H199ZM215 82H214V81ZM218 80V81H217ZM1 81V80H0ZM93 81V82H91ZM110 81H114L113 84H115V86H113L112 84L110 85ZM154 81V82H153ZM162 82L164 87H166V90L165 92L164 91H159L157 90V87H156V82ZM175 81V82H174ZM2 82V81H1ZM80 82V81H79ZM101 82V83H100ZM119 84H118V83ZM200 82V83H199ZM218 82V85L220 86L218 89L215 88V84L213 83H217ZM107 83V84H106ZM150 83V84H149ZM168 83V84H167ZM176 83V84H175ZM211 83V84H210ZM55 86H52L54 85ZM79 84V83H78ZM103 84V85H102ZM154 84V85H153ZM170 84V85H169ZM197 84V85H196ZM213 84V86H212ZM25 85V86H23ZM70 87H69V86ZM86 87H85V86ZM90 85V86H89ZM109 85V86H108ZM166 85V86H165ZM207 85V86H206ZM83 86V87H82ZM108 86V87H107ZM155 86V87H154ZM173 87L174 90L171 92V89L168 91L167 89H169L170 87ZM27 87V89H26ZM52 87V88H51ZM86 89H85V88ZM107 87V88H106ZM115 87V90L114 88ZM153 87V88H152ZM208 89H207V88ZM51 88V89H50ZM55 90H54V89ZM89 88V89H88ZM112 88V89H111ZM180 88V89H179ZM210 88V89H209ZM212 88V89H211ZM223 88V89H222ZM5 89V90H4ZM26 89V90H25ZM77 89V90H76ZM120 89V90H119ZM215 89V90H214ZM3 90V91H2ZM51 90V91H50ZM83 90V91H81ZM89 90V92H88ZM213 90V91H212ZM9 91V92H8ZM17 91V92H16ZM21 91L23 93H21ZM49 91V92H48ZM156 91V92H155ZM159 91V92H157ZM11 92H13L14 94H12V97H11ZM17 94H16V93ZM19 92V93H18ZM115 94H114V93ZM117 92V93H116ZM164 92V93H163ZM171 95H170V93ZM178 94H177V93ZM189 92V93H188ZM226 92V93H225ZM28 93H30L29 95H27ZM45 93H46V96H45ZM49 93H52V95H50ZM55 93V94H54ZM70 93V94H69ZM72 93V94H71ZM186 94L187 96L189 95V97L192 98V100H194V106H195V109H194V106H192V109H191V106L189 105L188 107L185 108L186 114H190L191 116L190 117H193L192 120H193V123L192 121H189V119H187V121H182L181 119L179 120V117L177 116V114H174L172 113V111L170 110L169 108V105H168V102L167 100L169 99H174L176 95H181V94ZM188 93V94H187ZM222 93V94H221ZM20 94V96H19ZM48 94V96H47ZM166 94V95H165ZM193 94V95H192ZM223 94L224 97L223 98ZM18 95V96H17ZM74 95V96H72ZM75 95H76V99H75ZM17 96V97H15ZM23 98H22V97ZM30 97V98H27V97ZM51 97L50 99L48 97ZM69 96V97H68ZM113 96V97H112ZM116 96V97H115ZM122 96V97H121ZM170 96V97H169ZM199 96V97H198ZM211 96V97H210ZM229 96V95H228ZM54 97V98H53ZM65 97H66V100H65ZM118 97V98H117ZM174 97V98H173ZM203 97V98H202ZM17 99L18 100L20 99L21 101V98L23 100V107L22 108H19V109H16L17 107V102H14V103H11L13 102L14 99ZM68 98V99H67ZM73 101H71V99ZM74 98V99H73ZM122 98V100H121ZM165 98V99H164ZM30 99V100H29ZM36 99V100H34ZM46 99H48V102L45 101ZM54 99V100H53ZM64 99V100H63ZM117 99V100H116ZM137 99V100H136ZM214 99V100H213ZM11 100V101H10ZM51 100V102L49 101ZM56 102H52V101H55ZM116 100V102H115ZM197 100V101H195ZM217 100V101H216ZM45 101V103H44ZM67 101V102H66ZM70 101V102H69ZM167 103H166V102ZM199 101V102H198ZM215 101V102H214ZM22 102V101H21ZM27 102V103H26ZM31 102V103H30ZM37 102V103H36ZM46 102L48 104H46ZM137 104H136V103ZM220 102V103H218ZM30 103V105L28 104ZM34 103V104H32ZM36 103V104H35ZM51 103H52V108L50 107L51 106ZM70 103V104H69ZM114 103V104H113ZM121 103V104H120ZM140 103V104H139ZM223 103V104H222ZM15 104V105H14ZM68 104V106H67ZM144 104V105H143ZM13 105V106H12ZM28 105L31 107V109H29V112L27 113L26 111H24V106H25V109L28 107ZM35 105V106H34ZM47 105V107H46ZM53 105L54 108H53ZM60 107H58V106ZM165 105V106H164ZM217 105L219 107H217ZM16 106V107H15ZM37 106V107H36ZM49 106V107H48ZM65 106V107H64ZM71 106V110L70 107ZM122 106V107H121ZM201 106V107H200ZM15 107V108H13ZM34 109H33V108ZM36 107V109H35ZM57 107H58V111H57ZM115 107V108H114ZM127 109H126V108ZM135 107V108H134ZM190 107V108H189ZM198 107V108H197ZM224 107V108H223ZM44 109L45 111V114L42 112H44L43 110L41 109ZM62 108V109H61ZM168 108V109H167ZM222 108V109H221ZM14 110V112H12ZM33 109V110H32ZM55 109V110H54ZM65 110V116H62L61 114V110ZM67 109V110H66ZM74 109V110H73ZM130 109V110H129ZM135 109V110H134ZM141 109V110H140ZM21 110V111H20ZM34 111L33 113L31 112ZM114 110V111H112ZM118 110V111H117ZM137 110H138V113H137ZM184 110V111H185ZM192 110V111H191ZM198 110V111H197ZM224 110V112H222ZM17 111V112H16ZM39 113H37V112ZM40 111V112H39ZM47 111V112H46ZM72 111V112H71ZM76 113H74V112ZM131 111V112H130ZM145 111V112H144ZM148 111V112H147ZM203 111V112H202ZM205 111V112H204ZM221 111V112H220ZM20 112V113H19ZM57 114H56V113ZM59 112V113H58ZM123 112H126L128 115L130 116H134L135 118L137 117L138 119H144L148 116V118L146 120L147 121V125L145 127L141 126V125H131L129 126L130 124L126 122V120L122 117V113ZM144 112V114H143ZM32 113V114H30ZM36 116H35V114ZM119 113V114H118ZM209 113V114H208ZM212 113V114H211ZM18 114V115H17ZM28 114V116L26 115ZM42 114V115H41ZM68 114L69 117L67 116ZM134 114V115H133ZM138 114V115H137ZM183 114V113H182ZM202 114V115H201ZM205 114H208L205 115ZM34 115L33 118L32 116ZM40 115V116H39ZM49 115V116H48ZM58 115V116H56ZM62 117H61V116ZM136 115V116H135ZM140 115V116H139ZM144 115V116H143ZM146 115V117H145ZM151 115V116H150ZM201 115V116H200ZM25 117V121H24V117ZM39 116V118H38ZM45 116H47L48 118H46ZM71 116V117H70ZM80 116V117H79ZM189 116V115H188ZM195 116V118H194ZM203 116V117H202ZM235 115H231L232 118H237V116ZM28 117V118H27ZM29 117H30V120H29ZM37 117V118H36ZM43 117V118H42ZM58 117V118H56ZM79 117V119H78ZM82 117V118H81ZM209 117V118H208ZM211 117V118H210ZM18 118V119H17ZM19 118H20V121H19ZM23 119V120H22ZM35 119H38L35 120ZM39 119H42V120H39ZM43 119H46L44 120L45 122H47L46 124H44L43 122ZM61 119V120H60ZM63 119V120H62ZM66 121H65V120ZM74 119V120H73ZM125 121H123V120ZM191 119V118H190ZM196 119V120H195ZM203 119V120H202ZM220 119V117H219ZM33 120V121H32ZM58 120V121H57ZM60 120V122H59ZM76 120V121H75ZM121 120V121H120ZM210 120V121H209ZM22 121V122H21ZM28 121V122H27ZM36 121V122H35ZM40 121V122H39ZM43 121V122H42ZM64 121V122H62ZM24 124V125H21V123ZM27 122V123H26ZM29 122H33V125L30 124ZM38 122L42 125V127L40 128V130H38ZM59 122V124H57ZM67 122V123H66ZM72 122V123H71ZM83 122V123H82ZM155 123L157 124V131L156 132H153L151 131L152 128H151V123ZM183 122V123H182ZM190 122V123H189ZM201 122V123H200ZM51 123V124H50ZM61 123H62V126H61ZM70 123V124H69ZM85 123V124H84ZM148 123L149 126H148ZM26 124V125H25ZM30 124V125H29ZM36 124V125H35ZM57 124V125H56ZM66 124V125H65ZM71 126L70 127H74V130L73 128H70L68 125ZM82 124V125H80ZM141 124V123H140ZM189 124V126L187 125ZM197 124V125H196ZM200 124V125H199ZM47 127H46V126ZM59 125V127H58ZM64 125V126H63ZM125 125V126H124ZM26 126V128H25ZM50 126V127H49ZM59 128H57V127ZM77 126V127H76ZM127 126V127H126ZM141 126V127H140ZM148 126V127H147ZM21 127L25 130V134H23V137L22 135H20V133L18 131L21 132ZM35 127H37L38 129H36ZM49 127V128H48ZM53 127V128H52ZM62 127H68L66 129H69V130H66V129H63V132H59V131H62ZM76 127V128H75ZM79 127V128H80ZM117 129H116V128ZM125 127V128H124ZM162 127V128H161ZM31 128V130H30ZM45 128V129H44ZM52 128V129H51ZM192 128V129H191ZM43 129V130H42ZM48 129V131H47ZM54 129V130H53ZM162 129V130H161ZM211 129V130H210ZM220 129V130H219ZM15 130V131H14ZM30 130V131H29ZM46 130V132L44 133L43 131ZM72 130V131H71ZM76 130V131H75ZM142 130V131H141ZM202 130V131H201ZM206 130V131H205ZM213 130V131H212ZM28 131V132H27ZM41 131V132H40ZM50 131V132H49ZM66 131V132H64ZM84 131H86V133H89L90 131V128L89 127H85ZM141 131V132H140ZM150 131V132H149ZM219 131V132H218ZM2 132V134H1ZM10 132V133H9ZM17 132V133H16ZM58 132V133H57ZM146 132V133H145ZM153 132V133H152ZM161 134H160V133ZM165 135H164V133ZM34 133V134H33ZM115 133V134H116ZM152 133V134H151ZM169 133V134H168ZM173 133V134H172ZM204 135H202V134ZM11 134V135H10ZM14 134V135H13ZM18 134V135H17ZM32 134V135H31ZM37 134V135H36ZM53 134V135H52ZM148 134V135H147ZM151 134V135H150ZM9 135V136H7ZM16 135V136H15ZM27 135V136H26ZM55 135V136H54ZM57 135V136H56ZM116 135V136H117ZM134 135V136H133ZM161 135V136H160ZM199 135V136H198ZM202 135V136H201ZM4 136H7V137H11L14 138L13 141H9L8 139L10 138H7V137H4ZM30 136V137H29ZM120 136V138H119ZM155 136V137H154ZM165 136V137H164ZM173 136V137H172ZM21 137V139H19ZM29 137V138H28ZM136 137V138H135ZM160 137V138H159ZM172 137V138H171ZM18 138V139H17ZM26 138V140H25ZM31 138V140H30ZM35 138V139H34ZM38 138V139H37ZM61 140V138L63 140ZM122 138V139H121ZM126 138H129V139H126ZM135 138V139H134ZM170 138V140H169ZM5 139V140H4ZM42 142H40L39 141ZM137 139V140H136ZM152 139V140H151ZM7 140V141H6ZM20 140V141H19ZM125 140V141H124ZM129 140V142H128ZM135 140V141H134ZM5 141V142H4ZM9 141V142H8ZM21 141H24V142H21ZM31 142L30 144H28L29 142ZM35 141V142H34ZM58 141V142H57ZM123 145H122V143ZM151 141V142H150ZM203 141V142H202ZM12 142V143H11ZM28 142V143H27ZM131 142V143H130ZM135 142V143H134ZM169 142V143H168ZM183 142V143H182ZM21 143V144H20ZM60 143V145H59ZM128 143V144H127ZM11 146H10V145ZM20 144V145H19ZM31 145L36 149H39L36 150L37 153L39 154L37 159H33V160H29V157L28 155L26 154V146L25 145ZM34 144V145H33ZM39 144V145H38ZM46 144V145H45ZM55 144V145H54ZM9 145V146H8ZM19 145V146H18ZM59 145V146H58ZM183 145V146H182ZM255 145V144H254ZM21 146V148H20ZM24 146V147H23ZM126 146V147H125ZM209 148V150L207 149ZM10 149V150H9ZM25 149V150H24ZM40 150V151H39ZM188 150V151H187ZM205 150V151H204ZM43 151V152H41ZM141 151V152H140ZM98 152V153H97ZM104 152V153H103ZM188 152V153H187ZM4 153V154H3ZM10 155H9V154ZM74 154V152H72ZM96 155H94V162H95V165L96 166H99V164H101L102 162L105 163L106 162V156L105 155V151L104 149L101 150L98 149L96 151ZM206 153V154H205ZM43 154V155H42ZM46 154V155H45ZM72 154V155H73ZM133 154V155H132ZM172 160H178V154H175L173 153L172 151L169 153ZM211 154V155H210ZM27 155V156H26ZM48 155V156H47ZM174 155V156H173ZM214 155V156H213ZM10 156V157H9ZM40 156V157H39ZM131 156V157H130ZM196 156V157H195ZM210 156V157H209ZM2 157V158H1ZM4 157V158H3ZM7 157V158H5ZM42 157V158H41ZM99 157V158H98ZM105 157V158H104ZM50 158V159H49ZM73 158H76L75 156H73ZM102 158V159H101ZM131 158V159H130ZM133 158V159H132ZM3 159V160H2ZM5 159V160H4ZM199 159V160H198ZM7 160V161H6ZM99 160V161H98ZM201 160V161H200ZM40 161V162H39ZM43 161V162H42ZM99 164H98V162ZM105 161V162H104ZM134 161V162H133ZM199 161V162H198ZM32 162V163H31ZM36 162V163H35ZM47 162V163H46ZM131 162V163H130ZM28 163V164H27ZM101 164L100 166L104 167L105 165L104 164ZM201 163V164H199ZM213 163V164H211ZM218 163V162H217ZM62 164V165H61ZM0 165V166H1ZM56 166V173H59L60 175H64V176H70L71 179H73L75 182V184L73 183V193L75 195H80L79 197H81L82 195V191L79 190V187L77 185V172H74L75 169L73 166V164L70 165L69 164H64L65 167H63V162H58L57 164H55ZM61 165V166H60ZM159 165V164H158ZM209 165V166H208ZM223 165V167L228 168L227 170L231 169V166L229 164H226L225 162H222L220 163V166ZM229 165V166H228ZM7 168H6V167ZM202 166V167H201ZM160 170L162 171H168L167 169V165L164 164L163 162L160 163V166H158ZM204 167V168H203ZM211 167V168H210ZM69 170L67 171L66 170ZM73 168V170H72ZM129 168V169H128ZM8 169V171H7ZM12 171H10V170ZM26 169V170H25ZM164 169V170H163ZM166 169V170H165ZM214 169V170H212ZM2 170V171H1ZM30 170H33V171H30ZM59 170V172H58ZM64 172H63V171ZM173 171V172H172ZM32 172V173H31ZM69 172V174H68ZM73 172V173H72ZM170 175L168 174V178L169 180L173 181L174 183H177L178 185H181V186H186L188 187V183H189V175L185 172H182V174H180V172H176L175 170H172L170 171ZM176 172V173H175ZM14 173V174H13ZM175 173V174H174ZM178 173V174H177ZM66 174V175H65ZM72 174V175H70ZM74 174V175H73ZM187 174V175H186ZM186 175V176H185ZM219 177H221L222 175H220V173L218 174ZM31 176V177H30ZM130 176V177H129ZM180 176V177H179ZM188 176V177H187ZM109 177H112V175H110ZM171 177V179H170ZM178 180H176V179ZM182 178V181L180 180ZM187 179V180H186ZM14 180V181H13ZM180 180V181H179ZM217 180V181H216ZM14 182V183H13ZM42 182V183H41ZM131 182H134V183H131ZM180 182V183H179ZM213 182V183H211ZM41 183V184H40ZM13 184V185H12ZM184 184V185H183ZM215 184V185H214ZM209 186V188H208ZM219 188V190L216 188ZM75 187H77L75 189ZM205 188V190H204ZM208 189V190H207ZM212 189V190H211ZM215 189V190H214ZM218 190V191H217ZM221 190V191H220ZM14 191V192H13ZM60 191V192H59ZM76 191V192H75ZM207 191V193H206ZM210 191V192H209ZM212 191V192H211ZM215 191V192H214ZM81 194H77V193H80ZM61 193V194H59ZM137 194V196H135L134 200H133V203L131 205V211L130 212L131 216L133 215L134 217H137L136 219L139 220V225H141L140 227V230L138 231H134L131 233V235H129V239L127 241V244L129 242V246L128 247L126 246V243H125V250L127 251V254L129 256V259L127 262V264H144L146 263V261L144 262V256L145 254L147 255L148 253V250H149V247H146L147 246V243H148V240H146L148 238H145L146 237V230L147 228L149 227V224L151 222L150 220V217H148V213L145 212V210L143 209L142 207V194L139 193L138 191L135 193V195ZM139 194V195H138ZM166 194V195H165ZM205 194H209L211 195L210 197L212 198V206L210 204V206H206L205 204L202 203V199L203 197L201 196H204ZM217 195V196H215ZM17 196V197H16ZM61 196V197H60ZM140 196V197H139ZM200 196V197H199ZM206 196V195H205ZM58 197V198H57ZM170 197V198H169ZM3 197H1L0 195V208L2 207L1 205L3 204ZM16 198V199H15ZM35 198V199H34ZM140 198L142 199L140 201ZM169 198V199H168ZM198 198V199H197ZM216 198V199H215ZM62 199V200H61ZM168 199V200H167ZM200 199V200H199ZM170 200V201H169ZM173 200V202H172ZM218 200V201H217ZM223 200V201H222ZM68 201V202H67ZM195 201L197 202L198 201V204L199 205H195ZM222 201V202H221ZM33 202V203H32ZM66 202V203H64ZM169 202V203H168ZM175 202V203H174ZM201 202V203H199ZM217 202V203H215ZM221 203V204H220ZM58 204V205H56ZM70 204V205H69ZM137 204V206H136ZM140 206H139V205ZM176 204V205H175ZM197 204V203H196ZM231 204V205H229ZM27 205V206H26ZM30 205V206H29ZM35 205V206H34ZM168 205V206H167ZM174 205V206H173ZM26 206V207H25ZM170 206V207H169ZM201 206V207H199ZM233 208H232V207ZM32 207V209H31ZM53 207V209H52ZM58 207V208H57ZM69 207V209H68ZM138 207V208H137ZM168 207V208H167ZM182 207V209H181ZM204 209H203V208ZM206 207H208L206 209ZM15 208V209H14ZM25 208V209H24ZM28 208V209H27ZM36 208V209H35ZM56 208V209H55ZM119 212H122L123 210L121 208H123V206L119 207ZM141 208V209H140ZM170 208V209H169ZM197 208V209H196ZM199 208V209H198ZM201 208V209H200ZM30 209V210H29ZM60 209V210H59ZM65 209V210H64ZM135 209V210H134ZM210 209V210H209ZM218 209V211H217ZM233 209V210H232ZM51 210V211H50ZM122 210V211H121ZM138 210V211H137ZM177 210V211H176ZM202 210V211H201ZM207 211L204 213V211ZM15 211V212H14ZM29 211V212H27ZM32 211V212H31ZM34 211V213H33ZM40 211V212H39ZM61 211V212H60ZM135 213H134V212ZM181 214H180V212ZM193 211H197V212H193ZM213 211V212H212ZM216 211V212H215ZM21 212V213H20ZM23 212V213H22ZM32 214L30 215V217L32 216L33 218H30L29 221L31 220V223L30 224H27V225H23L22 222H24V217H25V214L27 213ZM31 212V213H30ZM42 212V213H41ZM48 212V213H46ZM50 212V213H49ZM60 212V213H59ZM70 212H73L72 215H68ZM138 212V213H137ZM179 212V214H177ZM211 212V213H210ZM215 212V214H214ZM18 213V214H17ZM25 213V214H24ZM44 213V214H43ZM79 213V215H77ZM133 213V214H132ZM137 213V215H136ZM140 213V214H139ZM146 213V214H144ZM197 213H199V215H202V213L206 216V218L208 219L209 221V218L211 219L212 216L211 214L214 216V218L212 219L213 222L215 221L216 219V228H218V232L215 234L214 232L211 231V227L210 228H203L202 225L198 224V226L196 225H189V220L192 219V217L194 216H199ZM201 213V214H200ZM235 213V214H234ZM17 214V215H16ZM34 214V215H33ZM50 214V215H49ZM57 214V215H56ZM207 214V215H206ZM63 215V216H62ZM143 215V216H142ZM180 215H183V216H180ZM236 215V216H234ZM24 216V217H23ZM40 216V217H39ZM54 216V217H53ZM132 216V217H133ZM141 216V217H140ZM145 216V217H144ZM210 216V217H209ZM219 216V217H218ZM23 217V219H21ZM36 217V218H35ZM46 217V218H45ZM69 217V218H68ZM76 217V219H74ZM183 217V218H182ZM190 217V218H188ZM216 217V218H215ZM41 218V219H40ZM49 218V219H48ZM139 218V219H138ZM189 220H188V219ZM21 221H20V220ZM39 219V220H38ZM46 219V220H45ZM69 219V221H67ZM240 219V220H239ZM18 220V221H17ZM43 220V222H42ZM46 222H45V221ZM74 220V221H73ZM181 220V221H180ZM185 222H183V221ZM188 220V221H187ZM221 220V221H220ZM239 220V222H238ZM40 221V222H39ZM51 221V222H49ZM55 223H54V222ZM81 221V222H80ZM142 221V222H141ZM145 221V222H144ZM148 221V222H147ZM236 221V222H235ZM18 222V223H17ZM21 222V223H20ZM37 222V223H36ZM64 222V223H63ZM29 223V222H28ZM47 225V226H45ZM49 223V224H47ZM84 223H86L84 225ZM141 223V224H140ZM142 223H145V224H142ZM209 223V222H208ZM218 223V224H217ZM241 225H239V224ZM18 226H17V225ZM39 224V225H38ZM43 224V225H42ZM52 224V225H51ZM186 224V225H185ZM243 224V225H242ZM21 225V226H20ZM22 225H23V228H22ZM36 225V226H35ZM42 226V228H48L51 227V228H48V233H44L41 237L43 241H41L42 243L39 244V250L38 252L36 253L37 256H35L33 259H31V261L28 259L27 255H28V252H29V247L30 245L32 244V242L30 241H33V236H34V232H36V228H38L37 226ZM51 225V226H50ZM57 225V226H56ZM234 225H235V228L238 227V230L237 228L235 229L234 228ZM238 225V226H237ZM3 226H5L3 228ZM34 226V227H33ZM40 226V227H41ZM81 226V227H80ZM144 226V227H143ZM148 226V227H147ZM186 226H189V227H186ZM191 226V227H190ZM218 226V227H217ZM240 226H242L241 228H239ZM19 229L17 230L16 229ZM21 227V228H19ZM34 229H33V228ZM56 227V228H55ZM143 227V228H142ZM202 227V228H201ZM223 227V228H222ZM55 228V229H54ZM77 228V229H76ZM146 228V229H144ZM194 228V229H193ZM5 229V230H4ZM28 232H25L26 230ZM31 229V230H29ZM45 229V230H46ZM144 229V231L146 233H144V231L142 230ZM200 229V230H199ZM235 229V230H234ZM242 229V231L240 230ZM3 232H2V231ZM17 230V231H16ZM22 232H21V231ZM24 230V232H23ZM74 230V231H73ZM77 230V231H75ZM142 230V232H141ZM194 230V231H193ZM209 230V231H208ZM237 230V231H236ZM239 230L241 232H239ZM20 231V232H19ZM31 231V232H30ZM47 231V230H46ZM50 231V232H49ZM54 231V232H53ZM83 231V232H82ZM107 231V232H106ZM198 231V232H197ZM203 231V232H202ZM54 234H53V233ZM106 232V234H105ZM139 232V233H138ZM201 232V233H200ZM208 232V233H207ZM214 234H212V233ZM3 233V234H2ZM5 233V234H4ZM19 233V234H18ZM72 233V234H71ZM75 233V235H73ZM141 233H143V235H140ZM206 233V234H205ZM220 233V234H219ZM226 235H225V234ZM30 234V235H29ZM33 234V235H32ZM51 234V235H50ZM59 234V235H58ZM77 234V236H76ZM83 234V235H82ZM100 238L101 240H99L98 244V248L100 249L101 251V254H102V257H100L98 260H97V263L96 264H100L101 262L102 263H106L107 264V255L109 253V247L108 245H110V242H109V230H103L100 232ZM136 234L135 236H132ZM145 234V235H144ZM23 235V236H22ZM53 235V236H52ZM81 235V236H79ZM137 235H138V238H137ZM198 235V236H197ZM233 235V236H232ZM237 235V236H236ZM17 236V237H16ZM20 236V237H18ZM26 236V237H25ZM44 236V237H43ZM49 236V237H47ZM69 238H68V237ZM142 236V237H141ZM197 236V237H196ZM217 236V237H216ZM224 238H223V237ZM236 236V237H235ZM5 237V238H4ZM7 237V238H6ZM29 237V238H28ZM54 237V238H53ZM56 237V238H55ZM58 237V238H57ZM64 237V238H63ZM66 237V238H65ZM133 237V238H132ZM136 237V238H135ZM222 237V238H221ZM234 237V238H233ZM17 240H16V239ZM27 238V239H26ZM62 238V239H61ZM106 238V239H105ZM135 238V239H134ZM145 238V239H144ZM245 238V237H244ZM29 239V240H28ZM45 239H49L48 241H45ZM55 239V241L53 240ZM60 239V240H59ZM105 239V240H104ZM138 239V240H137ZM235 241H234V240ZM2 240V241H1ZM16 240V241H15ZM57 240V241H56ZM77 240V241H76ZM103 240V241H102ZM107 240V241H106ZM4 241V242H3ZM10 241V242H9ZM45 241V242H44ZM53 241V242H52ZM71 241V242H70ZM48 242V243H46ZM55 242V243H54ZM104 242V243H102ZM108 242V243H107ZM142 242V243H141ZM54 243V244H53ZM82 243V245H81ZM102 243V244H101ZM106 243L108 245H106ZM138 243V244H137ZM145 243V244H144ZM222 243V244H221ZM44 244V245H43ZM52 244V246H51ZM72 244H68L70 246H72ZM221 244V245H220ZM28 245V246H27ZM50 245V246H49ZM54 245V246H53ZM67 245V246H68ZM102 245V246H101ZM134 245V247H133ZM202 245V246H201ZM224 247H223V246ZM235 245V246H234ZM108 246V247H107ZM136 246V247H135ZM149 246V245H148ZM52 247V248H51ZM69 247V246H68ZM83 247V248H82ZM127 247V249H126ZM5 248V249H4ZM23 248V249H22ZM25 248V249H24ZM42 248V249H41ZM54 248V249H53ZM108 248V249H107ZM129 248V249H128ZM133 248V249H132ZM141 248V249H140ZM148 248V249H147ZM225 248V249H224ZM247 248V249H246ZM27 249V250H26ZM72 249V250H71ZM83 249L84 252H81ZM237 249V250H236ZM19 250V251H18ZM88 252L86 253L85 252ZM132 250V251H131ZM147 250V252L145 251ZM5 251V252H4ZM6 251H7V254H6ZM9 251V253H8ZM130 251V252H128ZM146 253H144V252ZM230 251V252H229ZM4 252V253H3ZM19 252V253H18ZM21 252V253H20ZM27 252V253H26ZM54 252V253H53ZM71 252V253H70ZM72 252H73V256H72ZM75 252V254H74ZM81 252V253H80ZM79 253V255H78ZM83 253V254H82ZM131 253V255H130ZM133 253V254H132ZM144 253V254H143ZM227 253V254H226ZM237 253V255H236ZM239 253V254H238ZM20 254H21V257H20ZM43 257H42V255ZM69 254V255H68ZM138 254V255H137ZM141 254V255H140ZM189 256L190 257H193V252L192 251H189L188 252ZM11 255V254H10ZM9 255L8 258H12L11 256ZM19 255V257H18ZM52 255V256H51ZM54 255V256H53ZM75 255V256H74ZM82 255V257H80ZM87 255V256H86ZM135 256L134 258L132 256ZM140 255V256H139ZM227 255V257H225ZM235 255V256H234ZM77 256V257H76ZM84 256V257H83ZM41 257V258H40ZM44 257L46 260H44ZM49 257V258H48ZM75 257V258H74ZM146 257V256H145ZM244 257V258H242ZM42 260H40V259ZM49 261H48V259ZM135 258H138V259H135ZM175 258V256H172V257H167V259L165 258L164 261H163V264H174V262H176V259H173ZM226 258V259H225ZM231 258V260H230ZM17 259V260H18ZM27 259V260H25ZM68 259V260H67ZM81 259V260H80ZM84 259V260H82ZM102 259V260H101ZM105 259V261L103 260ZM170 259V260H169ZM206 259V260H205ZM244 259V260H243ZM8 260V259H7ZM11 260V259H10ZM35 260V261H34ZM53 260V261H52ZM74 260V262L72 261ZM143 260V261H142ZM167 260V261H166ZM34 261V262H33ZM39 261V262H38ZM69 261V262H68ZM76 261V262H75ZM142 261V262H141ZM149 261V260H148ZM147 261V262H148ZM231 261V262H229ZM25 262V263H24ZM41 262V263H40ZM44 262V263H43ZM68 262V263H67ZM173 262V263H172ZM205 262V263H204ZM256 262V263H255ZM101 263V264H102ZM150 263V261L148 262ZM77 264V263H76ZM147 264V263H146ZM152 264V263H151Z\"/></svg>",
	"mask_w": 264,
	"mask_h": 264
}]
</instances>
